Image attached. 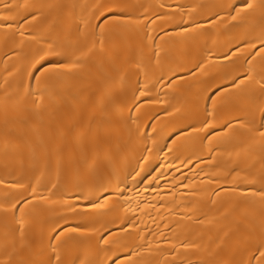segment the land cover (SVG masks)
<instances>
[{
  "label": "bare ground",
  "instance_id": "6f19581e",
  "mask_svg": "<svg viewBox=\"0 0 264 264\" xmlns=\"http://www.w3.org/2000/svg\"><path fill=\"white\" fill-rule=\"evenodd\" d=\"M261 252L264 0H0V264Z\"/></svg>",
  "mask_w": 264,
  "mask_h": 264
},
{
  "label": "snow or ice",
  "instance_id": "6c2138e0",
  "mask_svg": "<svg viewBox=\"0 0 264 264\" xmlns=\"http://www.w3.org/2000/svg\"><path fill=\"white\" fill-rule=\"evenodd\" d=\"M248 7H251V4H249ZM93 206L96 207V206H98V205H95V204H94ZM57 239H58V237H57ZM261 255L264 256V252H261Z\"/></svg>",
  "mask_w": 264,
  "mask_h": 264
}]
</instances>
